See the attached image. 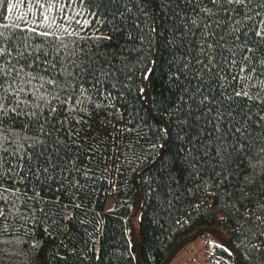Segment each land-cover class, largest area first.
<instances>
[{
  "label": "trees",
  "instance_id": "1",
  "mask_svg": "<svg viewBox=\"0 0 264 264\" xmlns=\"http://www.w3.org/2000/svg\"><path fill=\"white\" fill-rule=\"evenodd\" d=\"M225 7L0 0V59L37 77L2 98L0 264H162L203 228L243 258L203 232L213 264H264V0Z\"/></svg>",
  "mask_w": 264,
  "mask_h": 264
},
{
  "label": "snow or ice",
  "instance_id": "2",
  "mask_svg": "<svg viewBox=\"0 0 264 264\" xmlns=\"http://www.w3.org/2000/svg\"><path fill=\"white\" fill-rule=\"evenodd\" d=\"M211 2L213 4H220V5L228 6V7L224 8V11L229 14V22L231 23L232 22V15L231 14L234 11H236V8L231 7V6H233V5H235V6L243 5L245 8H247V5L250 3V0H211ZM250 11H251L250 8L247 11H245V17L251 18V17L248 16V12H250ZM257 15H260V13H257ZM88 23H89V21H87V20L84 21L85 25H87ZM193 23H195V21H193ZM261 23L264 24V19L261 20ZM207 27H209V25H205V28H207ZM29 31H34V29H30ZM256 35L258 37L264 39V29L258 30ZM24 39L26 40L28 38L25 37ZM4 42H5L4 34L2 32H0V57H3L4 54H5V51H6L5 48L3 47ZM201 47H203V45H201ZM208 47L211 48L212 45L209 44ZM26 49H27V45L26 44L24 45L23 49H21V47L19 45H17L16 48H15V51L21 57H23L25 55H29L30 56L31 53H28L26 51ZM7 51H8L9 56H11L12 49H8ZM248 52H252V49L249 48ZM34 60H35V58H33V60L29 62V66H30V64L32 62H34ZM244 60H248V56H245ZM199 62H201V61H198V63ZM5 63L8 64L7 68H5V66H4ZM232 63L235 64V60H233ZM261 63H264V61H261ZM23 67H24L23 65L17 67L16 65H12L10 61L5 62L2 59H0V77H4V78L0 79V115L5 114L8 111L15 112L16 108L18 107V104H17L14 107L6 108L4 103L2 102V98H3L4 95H6L9 92H11L15 96L18 93L24 92L25 91L24 84L25 83L31 84L33 80L37 79L36 76H34V75L30 74V73H29V80L27 82L18 79L21 76L22 72H23ZM185 67H187V64L185 65ZM245 70H246V68L242 64V66L240 68V73L241 74L244 73ZM255 72H256V69L252 68L251 72H249L247 77H244L243 75H241L240 79H242V80H244V79L252 80L253 79V73H255ZM13 73H15V76L12 75ZM262 75H264V73H262ZM236 78H237L236 76L233 77L234 80ZM39 79L41 81V84H40L39 88L36 89L37 92H39V90L44 87V82H45V78L43 76L39 77ZM255 80H256L257 83H259L261 85V88L264 89V80H262L260 78V76H256ZM46 82L49 83V84H54L55 83V81L52 80V79H48ZM247 87H248V85L246 84L241 91L236 92V95L237 96L243 95V96L248 97V98L251 99V97L249 96V92L247 91ZM85 91L86 90L83 89V86H81V97L83 96ZM81 97H77V99L75 101V104L72 103V97L71 96L65 97L62 102L66 103V104H69V106L72 108V110H75L76 105H82L84 103V100ZM53 98L55 99L57 97H53ZM256 98L257 99L260 98V93L259 92L256 93ZM89 99H90V97H89ZM49 111L50 112H54L55 108L52 107V108L49 109ZM41 127H43V126H41ZM3 139H4V137L2 135V125H0V152L8 151V149L5 148L4 145H3ZM29 146H31V145H29ZM15 154L19 155V152L17 151ZM22 158L23 157L21 156V159ZM45 171H46V169H45ZM0 195H2V194H0ZM0 215H2V213H0Z\"/></svg>",
  "mask_w": 264,
  "mask_h": 264
},
{
  "label": "rangeland",
  "instance_id": "3",
  "mask_svg": "<svg viewBox=\"0 0 264 264\" xmlns=\"http://www.w3.org/2000/svg\"><path fill=\"white\" fill-rule=\"evenodd\" d=\"M139 218L140 215L138 214L132 220L136 242L140 241ZM215 241L216 239L212 234L200 235L178 251L169 264H213V256H210V254Z\"/></svg>",
  "mask_w": 264,
  "mask_h": 264
},
{
  "label": "water",
  "instance_id": "4",
  "mask_svg": "<svg viewBox=\"0 0 264 264\" xmlns=\"http://www.w3.org/2000/svg\"><path fill=\"white\" fill-rule=\"evenodd\" d=\"M203 232H211L213 233V235L216 236V238H218L222 243H224L228 248H230L233 253L240 259L243 260L242 256L240 255V253L231 245L229 244L216 230L212 229V228H203L200 229L199 231H197L196 233H194L193 235L185 238L184 240H182L180 243H178L176 245V247L170 252V254L168 255V257L164 260V262L162 264H169L170 261L172 260V258L176 255V253L183 248L186 244H188L189 242L195 240L199 235H201Z\"/></svg>",
  "mask_w": 264,
  "mask_h": 264
}]
</instances>
